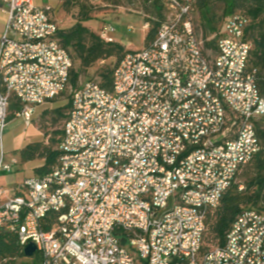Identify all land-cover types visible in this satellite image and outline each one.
<instances>
[{"label": "built area", "instance_id": "obj_1", "mask_svg": "<svg viewBox=\"0 0 264 264\" xmlns=\"http://www.w3.org/2000/svg\"><path fill=\"white\" fill-rule=\"evenodd\" d=\"M163 3L155 39L117 63L109 91L71 85L56 6L0 0V143L12 98L29 126L38 107L71 96L56 166L0 188V230L17 233L23 253L34 244L38 264H264V209L241 213L222 245L204 242L209 216L261 150L249 20L226 19L215 52L196 31L193 0ZM100 31L115 41L112 25ZM16 164L1 158L0 172Z\"/></svg>", "mask_w": 264, "mask_h": 264}, {"label": "trees", "instance_id": "obj_2", "mask_svg": "<svg viewBox=\"0 0 264 264\" xmlns=\"http://www.w3.org/2000/svg\"><path fill=\"white\" fill-rule=\"evenodd\" d=\"M212 1L213 0H193L195 11L197 8L199 9L201 18L205 21L206 27L210 33L214 32L213 34H215L226 19L236 14H243L249 20L245 34V39L252 43L249 70L255 71L257 85L261 94L264 96V29L257 34L258 21L264 14V0H218L224 3L225 8L223 16H225V18L216 30L208 14ZM70 2L71 0H66L65 4L68 6ZM153 8V13L156 18L154 19L152 29L148 31V35L145 38V47L155 39L158 32L159 24L164 15L163 0H154ZM81 13L82 18L74 27L70 29H61L58 35L62 46L68 50L73 62H79L80 67L87 70L97 62H103L111 58H116L118 61L117 63H119L127 53L131 52L120 43L105 40L100 35L90 30L89 27L85 25L89 20L85 6H82ZM207 35L208 34H206V36ZM203 39L205 40L206 49H211L216 52V40H210L208 37ZM115 67L113 69L109 67L103 68L99 75L91 80H97L103 88L109 91L112 90ZM79 81L80 74L76 72L73 67L70 79L71 85L76 88L79 86ZM70 106L71 101H69L66 106L67 113L64 115L63 127L68 118ZM21 110L22 104L20 101L16 98H12L7 121L17 117V114L20 113ZM49 111H54V113L60 115H62L63 112L58 109H46L45 115H47ZM63 127L61 131L56 133L59 138L56 141L51 139L52 142L49 145L34 143L26 146L20 151L21 161L23 163L37 159L44 160V165L36 170L38 176H43L51 172L56 166L61 156L60 146L63 141ZM257 131L261 141V150L255 158L243 168V170H246L245 175L251 174L252 176L246 186L243 185V191L239 190L242 184L233 183L224 195L219 208L209 216L204 240L206 248L213 245H222L233 223L241 213L251 209H264V129L260 123L257 125ZM46 136L48 137L49 135L47 134ZM20 257H24V253L17 233L3 232L0 230V264H16L15 261Z\"/></svg>", "mask_w": 264, "mask_h": 264}, {"label": "rangeland", "instance_id": "obj_3", "mask_svg": "<svg viewBox=\"0 0 264 264\" xmlns=\"http://www.w3.org/2000/svg\"><path fill=\"white\" fill-rule=\"evenodd\" d=\"M43 4L52 3L56 5L57 0H38ZM61 7L58 9V17L61 20L64 29H70L74 27L79 20L82 18L81 9L82 6L86 7L88 20V27L94 33L101 35L102 31L100 29L104 25H112L115 28V32L111 34V37L120 42L124 48L130 50L131 52L140 51L145 46V38L148 35V31L144 29V24L149 21L151 24L150 30L154 19L156 18L154 11V0H71L70 4L67 6L66 0L62 1ZM224 3L222 1L213 0L210 3V8L208 11L209 18L212 21L213 27L216 30L218 26L222 23L225 16ZM153 20H152V19ZM195 27L197 33L203 38H211L214 32L210 33L206 27L205 21L202 20L199 9L197 8L194 13ZM5 17L0 9V38L5 30ZM132 27V28H131ZM264 29V14L258 21L257 34L262 32ZM206 34H208L206 36ZM130 52V53H131ZM116 58H111L105 61H99L91 68L84 70L80 67L79 62H74V69L80 74L81 83H85L91 79L96 78L100 71L109 67L113 69L117 64ZM71 101L70 93L59 97L53 102V110H62V115L54 113V111H45L42 114L32 120L31 125L37 126L38 130L42 133L43 139L38 143H44L49 145L52 140H57L59 136L57 132L62 130L64 123V115L67 113V104ZM264 129V121L260 123ZM7 128L5 131V135ZM49 135L48 137L46 135ZM37 169H34V176H38L36 173ZM245 169L241 171L237 177V183L244 186L249 182L251 174L245 175ZM6 179L15 180L16 182H21L25 179L26 173L23 171H16L13 168L12 172L6 174ZM16 264H38L37 259H27L25 257H20L16 261Z\"/></svg>", "mask_w": 264, "mask_h": 264}, {"label": "crops", "instance_id": "obj_4", "mask_svg": "<svg viewBox=\"0 0 264 264\" xmlns=\"http://www.w3.org/2000/svg\"><path fill=\"white\" fill-rule=\"evenodd\" d=\"M49 4L56 6L59 9L63 3L62 1L57 0L56 5L52 3ZM87 24L88 22L85 23V25ZM46 109H53V103H50L44 107H38L35 111L33 119L38 118ZM42 136L43 135L38 130L37 126H35L34 124L29 126L26 125L23 119H21L20 117H15L8 121L6 135H4L2 144L0 143V160L1 158H3L5 163H11L12 160H16L17 164L14 166L16 168V171H23L26 173V176L23 181L16 182L15 180L11 179L7 180V172L2 171L0 172V188H16L24 183L27 179L36 177L34 176V169L43 166L44 160L37 159L23 163L21 161L20 151L30 144L40 142L43 139ZM5 200V197H1L0 205H2Z\"/></svg>", "mask_w": 264, "mask_h": 264}, {"label": "water", "instance_id": "obj_5", "mask_svg": "<svg viewBox=\"0 0 264 264\" xmlns=\"http://www.w3.org/2000/svg\"><path fill=\"white\" fill-rule=\"evenodd\" d=\"M37 252V248L34 244H29L24 250V257L27 259H32Z\"/></svg>", "mask_w": 264, "mask_h": 264}, {"label": "bare ground", "instance_id": "obj_6", "mask_svg": "<svg viewBox=\"0 0 264 264\" xmlns=\"http://www.w3.org/2000/svg\"><path fill=\"white\" fill-rule=\"evenodd\" d=\"M103 39L108 40V34H103V31L100 35ZM134 53V52H131ZM190 196V189H181V199H188Z\"/></svg>", "mask_w": 264, "mask_h": 264}]
</instances>
